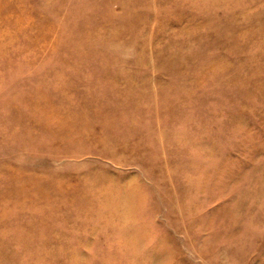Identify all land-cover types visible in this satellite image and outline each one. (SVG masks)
Listing matches in <instances>:
<instances>
[{
	"label": "rangeland",
	"instance_id": "rangeland-1",
	"mask_svg": "<svg viewBox=\"0 0 264 264\" xmlns=\"http://www.w3.org/2000/svg\"><path fill=\"white\" fill-rule=\"evenodd\" d=\"M0 264H264V0H0Z\"/></svg>",
	"mask_w": 264,
	"mask_h": 264
}]
</instances>
